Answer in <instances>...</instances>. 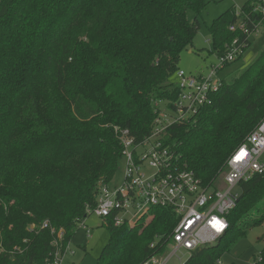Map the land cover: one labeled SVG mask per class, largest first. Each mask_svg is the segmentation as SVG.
Instances as JSON below:
<instances>
[{
    "label": "trees",
    "instance_id": "obj_1",
    "mask_svg": "<svg viewBox=\"0 0 264 264\" xmlns=\"http://www.w3.org/2000/svg\"><path fill=\"white\" fill-rule=\"evenodd\" d=\"M254 3L247 0L243 8L251 30L261 21ZM208 4L0 0V264H53L55 241L64 249L74 240L90 216L87 209L121 167L114 128L141 141L158 117L155 102L173 108L178 100L170 79ZM236 21L229 9L210 26L219 57L236 39L242 54L251 44L247 35L229 30ZM219 81L209 104L164 135L183 169L204 186L222 180L233 153L264 120V50L232 83ZM241 187L227 233L184 264H219L230 244L264 223V175ZM257 203L259 215L253 219L248 212L240 220ZM151 216L133 226L110 218L97 264H146L163 255L178 217L167 208H154ZM253 264H264V249Z\"/></svg>",
    "mask_w": 264,
    "mask_h": 264
},
{
    "label": "built area",
    "instance_id": "obj_2",
    "mask_svg": "<svg viewBox=\"0 0 264 264\" xmlns=\"http://www.w3.org/2000/svg\"><path fill=\"white\" fill-rule=\"evenodd\" d=\"M253 12L260 15L261 21L253 23L252 30L247 22L248 15L241 9L235 12L237 21L230 25L229 30L242 32L248 38L258 34L264 25V0H255ZM229 47L226 54L219 57L221 67L235 62L242 52L238 39ZM177 76L178 100L173 108L167 106L168 113L161 112L162 102H155L158 117L149 136L137 141L128 129L114 128L123 148V183L118 189H112L111 184L104 185L96 205L87 209L88 214L97 216L104 223L113 218L117 226H133L144 217L150 221L154 208L173 210L178 223L171 234V243L163 255L153 256L146 264H167L182 251L190 256L201 247L218 243L230 228L228 216L237 207L242 195L241 185L256 175H264V120L246 143L233 153L227 172L218 183L204 186L192 172L183 169L179 156L164 142V135L170 126L189 120L209 104L210 96L218 91L220 81L213 77H190L182 70L177 72ZM128 207L135 210L130 219H127ZM79 226L90 236L85 221ZM43 228L55 233L48 223ZM62 237L63 233H60L59 238ZM54 245L53 264H61L70 244L64 249L57 241ZM155 246L156 243L151 245L152 248ZM170 249L172 252L166 255Z\"/></svg>",
    "mask_w": 264,
    "mask_h": 264
},
{
    "label": "rangeland",
    "instance_id": "obj_3",
    "mask_svg": "<svg viewBox=\"0 0 264 264\" xmlns=\"http://www.w3.org/2000/svg\"><path fill=\"white\" fill-rule=\"evenodd\" d=\"M209 2L207 8L201 16L198 17L200 29L193 41V45L182 51L178 63L179 70L184 71L190 77L204 78L213 77L215 80L224 79L228 83H232L234 79L239 78L249 69L253 68L257 60L264 50V25L259 29V33L250 37L251 44L245 51L240 53L239 58L232 64L225 66L220 65L219 56L214 52V43L210 26L220 15L233 9L243 10L247 0H207ZM189 19L195 20V15L189 12ZM230 48V47H229ZM220 68L218 71L216 68ZM171 82L177 84L179 79L177 73L171 77ZM161 112L167 111L166 103L160 105ZM168 113V111H167ZM264 161V156H263ZM123 183V165L115 175L110 187L118 189ZM261 207V203L252 206L247 212L240 216V220L247 213L253 217L259 214L257 208ZM127 219H130L135 212L132 207H128ZM239 223V222H238ZM85 225L90 230V236L85 229H79L76 237L70 243V250L63 256L61 264H97L102 251L109 241V233L104 221L95 215H90ZM228 251L224 253L219 264H253L260 256L264 249V223L258 227H252L245 237L239 238L235 243L228 246ZM172 250H168V255ZM189 254L185 251L172 257L167 264H184L189 259ZM181 259V261H180Z\"/></svg>",
    "mask_w": 264,
    "mask_h": 264
}]
</instances>
